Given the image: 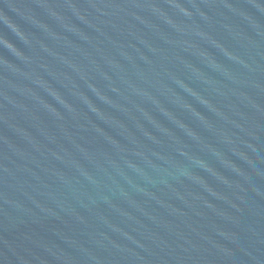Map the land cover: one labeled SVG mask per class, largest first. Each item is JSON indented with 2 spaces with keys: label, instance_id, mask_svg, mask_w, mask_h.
<instances>
[{
  "label": "water",
  "instance_id": "obj_1",
  "mask_svg": "<svg viewBox=\"0 0 264 264\" xmlns=\"http://www.w3.org/2000/svg\"><path fill=\"white\" fill-rule=\"evenodd\" d=\"M0 264H264V0H0Z\"/></svg>",
  "mask_w": 264,
  "mask_h": 264
}]
</instances>
